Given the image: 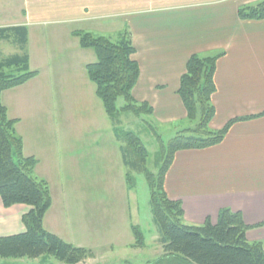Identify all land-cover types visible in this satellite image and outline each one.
Returning a JSON list of instances; mask_svg holds the SVG:
<instances>
[{
    "label": "crops",
    "instance_id": "1",
    "mask_svg": "<svg viewBox=\"0 0 264 264\" xmlns=\"http://www.w3.org/2000/svg\"><path fill=\"white\" fill-rule=\"evenodd\" d=\"M263 1L0 0V29L27 31L25 48L19 45L15 33L0 42V59L26 53L30 71L37 72L24 85L1 95L8 118L16 121L14 129L22 140L23 155L38 161L33 176L41 180V170L48 172L56 166L72 170L80 167L74 159H70L72 164L55 162V154L67 151L65 146L81 144L80 139L65 136V106L64 102L61 106L60 98L69 94L67 90L74 91L83 98L82 103L88 98L91 106H98L96 86L86 71L97 57L93 50L81 47L76 33L104 37L113 43L129 38L140 69L133 98L152 108L156 126L174 129L189 121L178 93L189 59L223 54L216 62V92L212 98L215 116L210 127L221 131L234 123L219 145L178 151L165 175L164 191L171 200L182 203L185 225L201 226L207 220L216 224L222 210L241 213L249 227L247 241L264 248V20H242L238 14L242 7ZM7 47L9 51L4 50ZM62 65L66 69L60 68ZM67 69L69 80L64 81L62 74ZM53 97L58 98V110L50 104ZM101 107L106 113L103 103ZM107 117L103 124L96 120L92 124L96 131L106 127L110 136L95 138L92 146L95 154L104 143L112 154L118 151L126 180L122 155L125 144L117 138L115 124ZM43 129L47 135L57 132L59 136L44 139ZM42 181L50 185L48 180ZM127 186L126 182V191ZM29 209L26 205L6 209L0 199V237L24 233L22 218ZM153 228L158 241L154 224ZM125 245L134 246V236Z\"/></svg>",
    "mask_w": 264,
    "mask_h": 264
},
{
    "label": "trees",
    "instance_id": "2",
    "mask_svg": "<svg viewBox=\"0 0 264 264\" xmlns=\"http://www.w3.org/2000/svg\"><path fill=\"white\" fill-rule=\"evenodd\" d=\"M238 14L242 20H264V1L255 6L242 7ZM11 33L19 36L18 43L25 48L27 31L24 28L0 29V42L11 38ZM75 35L79 37L83 49H91L96 54L97 61L86 67L87 74L96 86V94L104 110L115 124L117 138L125 144L122 155L129 189L135 183L133 172L145 175L150 192L152 220L164 254L177 259L178 264H264V248L260 243L247 241L249 227L244 223L241 213L222 210L216 224L207 220L201 226H187L183 223L182 203L171 200L164 191L165 175L178 151L217 146L234 123L230 122L221 131L210 128L215 116L212 98L216 92V62L223 54L192 56L181 79L178 93L188 120L196 123L194 129L177 133L165 145L158 135L157 127L146 122L159 143L163 160L158 172L153 173L146 167L148 150L139 136L117 128L119 118L123 115L142 118L153 114L148 104H138L132 95L140 69L133 59L136 50L131 40L125 36L113 43L91 34ZM36 76L37 72L29 69L26 53L0 59V199L6 209L17 205L30 208L22 218L26 227L24 233L0 237V258L38 259L49 255L63 264H81L92 257V253L67 243L44 227V217L52 203L49 186L33 176L38 161L23 155L22 140L14 129L16 121L8 118L7 109L1 101L4 91L20 87ZM120 99L124 104L119 108ZM131 229L135 247L141 248L145 241L143 233L138 226H132Z\"/></svg>",
    "mask_w": 264,
    "mask_h": 264
},
{
    "label": "rangeland",
    "instance_id": "3",
    "mask_svg": "<svg viewBox=\"0 0 264 264\" xmlns=\"http://www.w3.org/2000/svg\"><path fill=\"white\" fill-rule=\"evenodd\" d=\"M4 50L9 51L8 47ZM48 51V50H45ZM64 64H67L65 62ZM65 68L66 65L60 66ZM69 69L63 72L64 81L69 80ZM60 104L64 102L67 138L80 139L81 144L65 146L67 151L55 154L56 165L64 160L66 163L77 161L78 169H59L52 167L47 171L41 170L42 179L48 180L51 187V208L46 213L45 229L59 236L61 239L76 247L89 250L92 257L81 264H178L177 259H171L164 254L163 247L158 244L153 231V221L149 206V186L144 174L133 173L135 178L134 190L129 189L126 180L121 174L120 156L118 151L113 154L109 147L98 146L92 143L95 138L110 136L106 134V127L96 131L92 122L94 120L103 124L108 120L107 114L102 111V103L97 98L98 106H91L88 98L82 99L74 91H66ZM51 106L58 110V98H50ZM124 104L122 99L118 102L120 108ZM62 106V104H61ZM60 111V120L63 109ZM58 112H56L57 114ZM94 114V117H93ZM55 120V119H54ZM146 122L156 123L152 116L135 118L123 115L119 118V128L123 131H132L148 150L146 167L149 171L157 173L162 165L160 146L149 130ZM73 124V126H71ZM84 125V127H79ZM196 123L188 121L186 125L156 126L158 135L162 137L165 145L177 133L194 129ZM211 128V127H210ZM43 138H57V132L47 135L43 129ZM60 133V132H59ZM69 133V134H67ZM117 144H119L117 142ZM61 147V143L59 144ZM62 147L61 149H65ZM76 149V153L68 150ZM108 150V152H106ZM70 159H72L70 161ZM44 167V166H42ZM113 168V169H112ZM124 171V170H123ZM126 172V171H125ZM46 173V174H45ZM36 176V175H35ZM37 177V176H36ZM129 189V190H128ZM50 190V188H49ZM132 226H138L144 236V245L141 248L126 247V243L133 237ZM127 241V242H126ZM44 258V259H41ZM0 264H63L54 257L45 255L40 259H2Z\"/></svg>",
    "mask_w": 264,
    "mask_h": 264
}]
</instances>
